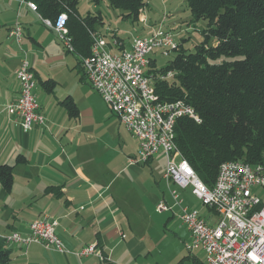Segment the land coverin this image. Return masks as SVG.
Here are the masks:
<instances>
[{
  "label": "crops",
  "instance_id": "obj_1",
  "mask_svg": "<svg viewBox=\"0 0 264 264\" xmlns=\"http://www.w3.org/2000/svg\"><path fill=\"white\" fill-rule=\"evenodd\" d=\"M20 1H0V165L12 167L11 190L6 192L0 184V246L10 250L11 264H102L96 256L75 255L88 245L103 253L106 264H203L202 251L186 250L190 234L170 195L177 190L182 203L197 210L191 189L163 180L162 155L145 164L131 163L138 144H126V129L110 112L103 117L118 124V135L110 140L103 139L102 129L82 125L78 110L76 116L68 112L63 101L78 103L76 96L93 90L80 57L64 51L37 13ZM16 23L22 29L23 53L8 36ZM135 24L139 26L127 40L103 23L95 25L94 32L108 41L115 37L128 48L132 37L156 27L144 12ZM23 57L35 75L34 94L45 118L43 126L28 132L4 110L18 97L15 72ZM49 80L54 82L51 91L42 85ZM18 156L25 159L23 164H16ZM161 201L171 211L158 213ZM200 212L207 222L213 221L209 208ZM38 218L56 221V234L70 253L4 241L11 232L26 235L28 223Z\"/></svg>",
  "mask_w": 264,
  "mask_h": 264
},
{
  "label": "built area",
  "instance_id": "obj_2",
  "mask_svg": "<svg viewBox=\"0 0 264 264\" xmlns=\"http://www.w3.org/2000/svg\"><path fill=\"white\" fill-rule=\"evenodd\" d=\"M144 3L148 4L149 0H144ZM20 4L36 11L32 2L21 0ZM41 21L54 33L58 43L72 53V39L66 27L67 16L62 13L55 21ZM8 36L23 53L22 29L17 23L9 29ZM91 40L90 56L80 59V67L108 111L138 141L136 159L130 162L145 164L153 157L162 155L165 160L163 180L182 190L191 189L192 195L213 211L214 219L209 223L198 210L182 203L177 190L170 191L178 209V219L190 234L186 250L189 253L202 251L203 264H264L262 167L241 161L225 162L220 165L213 186H206L174 144L177 120L190 118L198 122V115L183 100L160 101L152 76L147 74L150 62L154 60L153 54L168 57L173 53L178 44L176 35L161 26L154 27L146 35L132 37L128 48H122L117 38L112 37L108 41L97 32L91 33ZM15 76L19 83L18 97L4 110L18 120L23 132H28L33 127L43 126L45 118L39 112L34 94L35 75L25 57L20 61ZM156 76L159 81H172L176 73ZM156 211H171V207L161 201L156 205ZM56 227V221L38 218L28 223L26 235L13 232L4 241L24 247L36 244L59 254H68L70 251L57 236ZM75 255L79 258L96 256L101 262L106 260L95 245L83 247Z\"/></svg>",
  "mask_w": 264,
  "mask_h": 264
},
{
  "label": "trees",
  "instance_id": "obj_3",
  "mask_svg": "<svg viewBox=\"0 0 264 264\" xmlns=\"http://www.w3.org/2000/svg\"><path fill=\"white\" fill-rule=\"evenodd\" d=\"M26 1L35 4L41 19L55 21L65 14L72 53L80 59L90 56L91 33L95 25L103 23L99 12L81 17L79 0ZM91 1L96 5L100 2ZM106 1L110 8L122 11L123 18L135 23L147 6L144 0ZM185 2L190 24H205L201 42L189 51L185 47L188 38H180L172 60L161 68L151 60L147 74L152 76L160 101L183 100L198 115V122L190 118L177 120L174 144L198 178L212 187L225 162L241 161L264 171V0ZM167 72L176 73V78L157 79V74ZM42 85L51 91L54 82L49 80ZM62 105L77 115L70 99ZM15 162L23 164L25 159L18 156ZM0 184L6 192L11 190L12 167L0 165ZM0 264H11L10 250L3 246Z\"/></svg>",
  "mask_w": 264,
  "mask_h": 264
},
{
  "label": "rangeland",
  "instance_id": "obj_4",
  "mask_svg": "<svg viewBox=\"0 0 264 264\" xmlns=\"http://www.w3.org/2000/svg\"><path fill=\"white\" fill-rule=\"evenodd\" d=\"M78 10L81 16H86L88 13L93 14L99 12L105 27L117 31L119 36L125 40L133 35L131 31L134 27L139 26H136L135 22L123 18L122 15L124 13L122 11L110 8L106 0H100L98 5L94 4L91 0H79ZM144 13L152 22H156V27H159L158 25L160 22H165V25H161V27L174 33L176 35V40L188 38L185 44L187 50L193 51L194 46L201 42V30L204 28L205 24L204 22L190 24L191 15L185 0H149ZM167 22L169 23L167 24ZM150 30L151 28L142 35L148 34ZM106 36L108 37L109 33ZM109 41L111 40L109 39ZM63 50L67 51L65 48H63ZM173 56V53L168 57H161L158 53H155L152 55V58L156 61V66L161 68L165 67L167 62L172 60ZM87 89L88 92L84 96H76L78 103L74 101L82 125H94L97 128V132L102 129L101 135L105 140L117 137L116 125L118 124L116 122L110 123L106 121V117H103V114L105 111L109 114L107 107L95 91L90 88ZM109 125H114L113 129L110 128ZM122 131L127 140L125 142L130 148L133 147V143L138 144V141L128 135L124 129H122ZM196 200H194L196 205L193 206L197 208L198 212L201 214L200 209H206L207 207L203 206L199 200Z\"/></svg>",
  "mask_w": 264,
  "mask_h": 264
}]
</instances>
